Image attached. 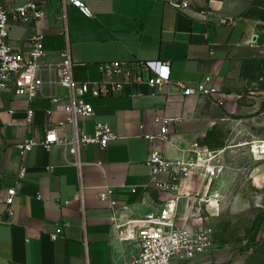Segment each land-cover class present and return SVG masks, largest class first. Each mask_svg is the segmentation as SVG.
<instances>
[{
    "label": "crops",
    "instance_id": "1",
    "mask_svg": "<svg viewBox=\"0 0 264 264\" xmlns=\"http://www.w3.org/2000/svg\"><path fill=\"white\" fill-rule=\"evenodd\" d=\"M83 1L93 18L73 8L65 13L61 0H50L48 19L37 26L44 35L46 62H59L69 43L75 78L81 83L99 81L103 62H166L173 81L197 85L212 77L229 101L236 96L243 64L264 47V9L230 8L235 3L246 5L245 0H189L191 7L184 12L175 9L171 0ZM32 31L33 26L14 25L10 42L28 53ZM253 35L259 36L258 46L251 45ZM49 93L44 90L46 96ZM151 94L144 84L126 87L120 97L87 99L96 116L81 119L79 128L91 135L97 124H109L117 139L104 150L84 148L81 173L63 149L36 147L26 157L27 174L22 180L17 146L25 140L42 141L46 130L70 135L71 129L59 128L67 116L46 98L29 102L15 97L13 90L0 97V264H127L139 255L137 243L117 239L111 212L98 199L100 189L114 187L117 199L130 206L128 217L142 218L156 211L164 195L144 188L150 183L146 136L158 132L156 117L180 120L170 130V143L159 146L168 159L182 161L196 150L210 149L204 140L217 112L210 100L182 98L171 88L157 97ZM27 109L35 111L30 125L24 123ZM50 109L55 110L52 116L46 113ZM99 162L103 169L95 166ZM11 189L17 195L9 207L1 200ZM78 195L82 203L75 200ZM59 226L63 233L52 241L49 234Z\"/></svg>",
    "mask_w": 264,
    "mask_h": 264
},
{
    "label": "built area",
    "instance_id": "2",
    "mask_svg": "<svg viewBox=\"0 0 264 264\" xmlns=\"http://www.w3.org/2000/svg\"><path fill=\"white\" fill-rule=\"evenodd\" d=\"M61 1L65 13L68 8H73L86 17L93 18L91 9L83 0ZM171 5L180 12L191 7L189 0H171ZM49 7L50 0H18L11 4H5L0 0V97L6 91L13 90L15 97L29 102L46 98L54 107L60 106L61 111L67 116V121L60 123L59 128L69 126L71 129L70 135L65 133L60 135L56 129L46 130L42 141L25 140L18 145L17 151L22 161L19 180L25 178L26 157L36 147L47 150L54 147L63 149L73 158L72 164L81 173L84 165L82 161L84 148L97 146L104 150L111 141L117 139L113 127L109 124H97L95 132L91 135L79 128L78 122L81 119H93L96 116L95 108L87 101L89 98L120 97L125 94L126 87L144 84L150 89L152 97H157L165 89L171 88L182 98L199 97L218 102H223L226 98L215 86L212 77H207L197 85L173 81L170 64L166 62L157 65L142 60L103 62L99 65L101 74L99 81L78 82L75 78V64L69 43L61 53L59 62H46L48 54L44 48V35L38 31L37 26L48 19ZM14 25L33 26L30 34L32 48L28 53L16 49L10 42V32ZM64 34L68 36L66 28ZM258 39V35H253L251 45L258 46ZM46 89L50 91L47 96L44 94ZM57 91L64 94H58ZM46 113L52 116L55 110L50 109ZM34 115L33 109L26 110L25 125L33 123ZM179 121L158 116L155 119L158 132L146 136L150 144L146 161L150 183L144 188L153 189L161 196L171 195L173 199L164 201L156 211L142 218H132L127 216L130 206L122 204L117 199V190L114 187L104 186L100 189L98 199L111 212V226L117 239L121 243L134 242L139 246V255L127 264H175L180 261H191L209 251L213 244V230L210 227L197 230L179 224L180 198L177 195L183 183L200 168L204 153L207 152L196 150L189 159L182 161H172L161 152L159 145L170 143V130ZM95 166L103 169L100 162ZM208 170L213 173L210 168ZM48 171L51 172L52 168ZM16 195V189L8 190L6 198L1 202L10 207L14 204ZM217 198V194L214 195V199ZM75 200L82 203L83 198L78 195ZM8 212L11 217V211ZM62 233L63 226H59L49 236L52 241H57Z\"/></svg>",
    "mask_w": 264,
    "mask_h": 264
},
{
    "label": "rangeland",
    "instance_id": "3",
    "mask_svg": "<svg viewBox=\"0 0 264 264\" xmlns=\"http://www.w3.org/2000/svg\"><path fill=\"white\" fill-rule=\"evenodd\" d=\"M245 3L230 8L264 9V0ZM240 78L231 100H210L217 112L204 149L211 154L177 195L180 226L210 227L213 244L179 264H264V153H254L256 144L264 146V47L249 55Z\"/></svg>",
    "mask_w": 264,
    "mask_h": 264
},
{
    "label": "bare ground",
    "instance_id": "4",
    "mask_svg": "<svg viewBox=\"0 0 264 264\" xmlns=\"http://www.w3.org/2000/svg\"><path fill=\"white\" fill-rule=\"evenodd\" d=\"M260 150V151H259ZM254 153L263 154L264 153V146H258L257 144L254 147Z\"/></svg>",
    "mask_w": 264,
    "mask_h": 264
}]
</instances>
